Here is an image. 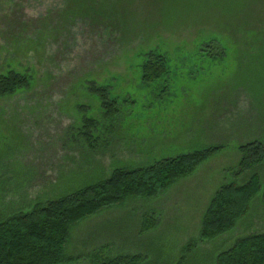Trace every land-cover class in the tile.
Returning a JSON list of instances; mask_svg holds the SVG:
<instances>
[{
    "label": "rangeland",
    "instance_id": "374dc122",
    "mask_svg": "<svg viewBox=\"0 0 264 264\" xmlns=\"http://www.w3.org/2000/svg\"><path fill=\"white\" fill-rule=\"evenodd\" d=\"M150 54L166 71L145 81ZM8 70L31 80L0 96V220L115 168L220 146L157 197L127 198L72 225L65 253L76 260L65 264H93L97 251L100 262L141 254L138 264H213L236 239L264 232L259 167L247 213L182 250L214 193L234 181L237 147L264 143V0H0V74ZM89 85L117 105L108 126ZM84 117L98 121L90 146L74 134ZM144 217L154 223L147 232Z\"/></svg>",
    "mask_w": 264,
    "mask_h": 264
},
{
    "label": "trees",
    "instance_id": "16d2710c",
    "mask_svg": "<svg viewBox=\"0 0 264 264\" xmlns=\"http://www.w3.org/2000/svg\"><path fill=\"white\" fill-rule=\"evenodd\" d=\"M213 47L205 51L211 54ZM220 56L224 53L218 49ZM166 61L162 55L150 54L141 64L142 78L151 81L166 71ZM31 76L26 72L8 70L0 74V96L10 95L27 88ZM102 109V122L107 125L118 115L115 101L109 102L107 89L100 85H89ZM82 128L74 134L91 145V133L98 121L84 117ZM108 126V125H107ZM91 132V133H90ZM220 146L165 157L149 165L133 169L115 168L109 176L100 181L75 186L70 192L55 199L37 202L29 210L21 211L0 220V264H65L76 258L65 253L69 231L72 225L92 216L105 208L120 204L127 198H155L167 190L174 182L188 177ZM240 158L232 182L221 185L203 212L199 233L182 248L189 250L198 242H207L232 229L243 217L250 202L261 190V182L256 169H264V143L254 140L237 147ZM250 173L243 184L237 180ZM154 228V223L145 217L141 232ZM106 248V247H105ZM101 250V249H100ZM93 264H138L141 254L105 257L99 251L90 257ZM100 260V261H99ZM213 264H264V232L251 233L236 239L227 249L214 256Z\"/></svg>",
    "mask_w": 264,
    "mask_h": 264
}]
</instances>
